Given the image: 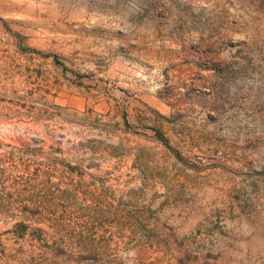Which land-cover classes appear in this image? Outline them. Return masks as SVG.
I'll return each mask as SVG.
<instances>
[{"label":"rangeland","instance_id":"obj_1","mask_svg":"<svg viewBox=\"0 0 264 264\" xmlns=\"http://www.w3.org/2000/svg\"><path fill=\"white\" fill-rule=\"evenodd\" d=\"M0 264H264V0H0Z\"/></svg>","mask_w":264,"mask_h":264}]
</instances>
